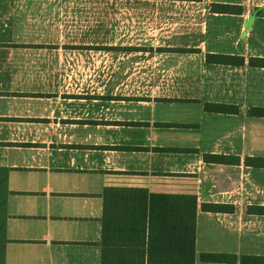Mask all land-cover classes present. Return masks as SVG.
Segmentation results:
<instances>
[{
    "label": "crops",
    "instance_id": "obj_1",
    "mask_svg": "<svg viewBox=\"0 0 264 264\" xmlns=\"http://www.w3.org/2000/svg\"><path fill=\"white\" fill-rule=\"evenodd\" d=\"M210 2L241 8H205L199 33H141L137 42L87 34L98 25L74 23L86 32L66 42L18 39L23 23L7 22L11 8L0 0V168L9 190L3 264H103L109 186L196 193L195 264L264 256V167L245 163L264 158V117L250 112L264 106V67L248 63L264 58V0ZM118 10L140 20L109 27L161 29L145 17L152 7ZM209 53L245 63H212ZM206 103L238 111L211 112ZM203 203L233 211H205ZM202 253L236 259L204 261Z\"/></svg>",
    "mask_w": 264,
    "mask_h": 264
},
{
    "label": "trees",
    "instance_id": "obj_2",
    "mask_svg": "<svg viewBox=\"0 0 264 264\" xmlns=\"http://www.w3.org/2000/svg\"><path fill=\"white\" fill-rule=\"evenodd\" d=\"M213 11L233 12L240 6L226 3H212ZM264 13V9L260 10ZM212 63L243 65L244 56L223 53H209ZM249 65L264 67L263 57H251ZM211 112H237L238 107L226 103H206ZM254 116L264 117V106L250 109ZM206 161L229 163L239 158L226 155L204 154ZM245 163L264 167V158L247 157ZM7 169L0 168V192L3 196L5 220L0 222V249L2 261L6 237ZM103 214L101 217L103 264H195L196 260V193H149L146 188H105L102 193ZM205 211H233L232 205L203 203ZM128 252V253H126ZM204 261H235V256L216 253H202ZM246 264H264L262 255H243Z\"/></svg>",
    "mask_w": 264,
    "mask_h": 264
},
{
    "label": "rangeland",
    "instance_id": "obj_3",
    "mask_svg": "<svg viewBox=\"0 0 264 264\" xmlns=\"http://www.w3.org/2000/svg\"><path fill=\"white\" fill-rule=\"evenodd\" d=\"M3 5L7 9L11 8V13L4 17L7 22L23 23V30L15 32L16 35L18 34V39L56 40L62 38L66 42L73 41L80 34L86 32L85 30L80 31V27L75 29L74 23H94L98 25L97 28L91 32L88 31L87 34L102 35L105 33L108 39L118 42L124 39L137 42L141 33H146L152 38H165L163 36L169 34L184 36L186 32L192 30L196 34L200 32V23L206 17L204 12L206 14L208 12L205 8L213 9L210 0H3ZM146 6L156 9L149 11L145 17L149 22L160 25V31L129 30L126 32L121 30V27L108 26L111 23H121V18L134 17L135 21L140 20L138 15L122 14L118 8ZM9 18L11 19L9 20ZM164 24L172 26H163ZM165 29L171 30V32L165 31ZM10 33L3 31V38H8ZM128 35L130 37H127ZM82 37L83 35L80 38ZM103 38L105 39V37ZM3 196L4 193L0 192V222H3L6 217L3 210ZM62 196L63 198L72 197L66 194ZM0 264H3L1 249Z\"/></svg>",
    "mask_w": 264,
    "mask_h": 264
}]
</instances>
